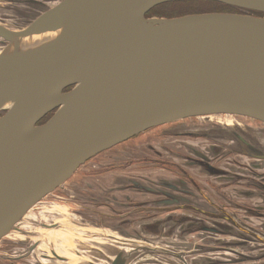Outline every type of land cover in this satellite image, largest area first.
Returning a JSON list of instances; mask_svg holds the SVG:
<instances>
[{"label":"water","instance_id":"obj_1","mask_svg":"<svg viewBox=\"0 0 264 264\" xmlns=\"http://www.w3.org/2000/svg\"><path fill=\"white\" fill-rule=\"evenodd\" d=\"M186 1L202 0H60L21 28L0 23V239L81 165L135 135L217 114L264 123V0H207L263 16L146 17ZM127 263L122 251L111 264Z\"/></svg>","mask_w":264,"mask_h":264},{"label":"rangeland","instance_id":"obj_2","mask_svg":"<svg viewBox=\"0 0 264 264\" xmlns=\"http://www.w3.org/2000/svg\"><path fill=\"white\" fill-rule=\"evenodd\" d=\"M59 1L0 0V21L13 29L21 28L33 20L42 10L55 6ZM182 6L178 5L176 9H180ZM212 11L227 12L228 10L216 9ZM242 13L250 12L242 11ZM239 136L248 143L258 146L261 150L263 149L264 152V123L239 115L217 114L189 117L141 133L117 147L115 157L112 158L114 153L111 157L115 162L111 166L112 168L108 167L105 170L99 168L94 162H88L87 165L76 170L68 181L58 187L56 191L54 190L55 192H51L35 204L24 215L23 219L16 224L15 231L9 232L0 239V264H111L115 256L122 251L128 255V263L130 262V264H175L174 259L179 260L180 258L182 263L191 264L190 256H193V254H186L184 251L180 253L177 249H175V252L171 251L168 248L169 244L161 243L162 240L168 243L185 237V233L181 229L176 231L179 236H173L174 230L171 235L158 236V233L149 232L146 228H142V225H154L155 223L146 224L144 221L134 222L136 231L139 233L144 232V237H140L136 233H130L125 226H123L122 231L116 229L113 224L118 223L117 220L119 219H116V221L115 218L113 219L115 212L113 207H122L121 203L125 202L124 199L127 200L129 194L132 198L137 199H142L144 196L132 189L131 191L114 192V188L131 182L130 177H136L140 181L146 180L140 176L146 175L143 173H146L148 168H153L151 171L156 172L158 176L160 166L149 163L152 162L151 157L155 158L157 156L158 151H163L164 157L179 164L182 162V156L172 152L190 154L188 150H184L182 144H209V141L216 142V140H219L229 148L230 163L247 169V172L238 170V173H246L247 176H250L249 171L256 172L257 179L251 176L244 178L247 180L243 185L244 188L238 189L241 191L248 188L259 189L262 186H259V182H264L263 178L258 181V174L264 177V160L253 157L251 150L247 148V144L237 138ZM170 150L173 151L170 152ZM166 151L169 152L166 153ZM96 160L98 163L102 161L97 158ZM103 162H105L104 159ZM225 165L226 163L222 166ZM184 166L189 168L190 172L199 173L202 170V167L198 164H185ZM82 171L86 175H82ZM103 171H105V176L100 175ZM99 175L103 177L100 178ZM203 176L206 178L205 180L209 181V187L211 185L209 189H212L215 195L220 197L219 202L226 198H229L230 202L228 206L217 207L218 209L226 208L230 211H224L225 214L230 216L231 224H227L229 231L224 230V227H218L221 228L219 230L224 231L218 233L210 230L209 232L212 233H206L203 232L204 230L199 229L203 232L200 235L213 237L212 239L208 237L207 241L214 242L218 246H229L227 250L218 249L212 252H231L230 249L232 248H240L237 247L239 245L232 246L234 241L222 243L227 240L226 238H236L226 237L231 234V231H236L232 234L235 236L240 233L244 240L241 245L251 244L250 241L256 242V233H261L263 229L259 224L242 218L245 213H240L238 210L242 207L233 203L241 200L244 204L246 200L254 202L255 200H252L254 195L250 197V194L244 199L245 196L241 197L237 194V191L234 190L238 185L237 181L235 184L230 183L229 196H227L226 192L222 190L225 186L221 187V185L215 183V180L218 181V179L215 178L216 175L209 172L208 168ZM234 176L241 178L239 175ZM211 178L214 181H211ZM249 180L258 184L254 186L248 182ZM239 185H242V183ZM68 204L78 207V211L71 209ZM249 211V209H245V215L258 217L253 214V211H251L252 213H249ZM232 217L236 220L231 219ZM244 221H248V223ZM221 224L224 225L222 222ZM217 225L220 224L212 226ZM208 226L211 225L208 224ZM200 235L199 241H196L198 242L196 245L198 250L206 242L204 239V243L201 241ZM158 247L161 248L160 251H158ZM197 249L194 254L199 256V261L201 260L198 264H213L206 260V257L212 256L208 249H200L199 251ZM238 250H242L241 252L246 254L231 252L234 255H223L225 258L232 259L231 262H215L214 264H264V260L260 261V259H264V255L255 252L256 248L247 249L246 251H243V249ZM45 256L49 257L44 258ZM60 257L65 259L61 260Z\"/></svg>","mask_w":264,"mask_h":264},{"label":"flooded vegetation","instance_id":"obj_3","mask_svg":"<svg viewBox=\"0 0 264 264\" xmlns=\"http://www.w3.org/2000/svg\"><path fill=\"white\" fill-rule=\"evenodd\" d=\"M249 14L256 15V16H263V15L253 14L252 12H250ZM0 23L7 28L13 29L1 21ZM3 44H4V41L0 38V47H2ZM140 134L135 135L134 137L97 154L95 157L88 160L86 163L81 165L79 168H81L84 165H87L88 162H94L96 165H98L99 168H104L106 170L108 167H111L113 164H115L112 158H114L117 153L116 152L117 147L121 146V144H124L132 140L133 138L139 136ZM208 135L210 136V134ZM208 143L209 144L201 143L197 145L182 144L181 146H183L184 150H188L190 154H186L184 152H177V151L172 152L173 150H170V152H172L173 154H178L182 156V162L179 164L177 162H174L168 159L167 157H164L163 151H158L157 156L155 158L151 157L150 160L152 162H149L152 165L158 164V166H160L159 168L160 172L158 176L156 172L151 171L153 170V168H148L146 173L145 172L143 173L146 175L140 176L142 178H145L146 180L140 181L136 177H130L129 179L131 180V182L126 183L124 186L115 187L114 192L131 191L132 189L135 192H140L141 194H143L144 198L142 199L132 198L129 194V196L127 195V200L124 199L125 202L121 203V206L124 208L113 207V210L115 211L113 219L115 218V221L116 219H119L117 220L118 223L115 222L113 226L119 231H122L123 226H125V228L129 230L130 233H136L140 237H144L145 235L142 232L139 233L138 231H136L137 229L135 228L136 226L134 222L144 221L146 224L155 223L154 225H142V228L144 229L146 228V230H149V232H156L158 233L157 234L158 236H165L168 234L171 235L172 231L174 230V227H176L178 223L192 222L191 220L186 219V218L190 216H195L197 217L196 222L199 223L198 226L200 227V229L204 230L205 232H208V233L224 232V231L219 230L221 228H218V227H224L223 228L224 230L229 231V229H227L228 228L227 224H231V222H230V216L228 214H225L224 212L226 208H222V209L217 208L219 206L222 207L223 205H225L227 201L223 200L222 202H219V200H221L220 197L218 195H215V192H213L212 189H209L211 188V185L209 187V181L208 180L200 181L196 176H194L190 172V170H188L186 166H184L185 164H188V165L198 164L202 167L203 171H206V169L208 168L210 173L216 174V173H219L220 169H222L221 167H224L222 166L224 163H226V165L230 164L229 148L224 142L216 140V142L209 141ZM167 152L169 151H166V153ZM113 153H114V156H113ZM96 158L102 161L104 159L105 162L102 163L101 161L100 163H98ZM231 164L234 165V163H231ZM118 167H122V166H118ZM113 168H117V167H113ZM90 170H92V168H90ZM81 174L86 175L84 174V171H82ZM100 175L105 176V171H103ZM103 176H100V178ZM223 178L227 179V177H223ZM245 181L247 180L239 179L238 183H244ZM249 183L253 185L258 184L257 182H254L252 180H250ZM95 184H97V182H95ZM222 185L225 186V187L221 186L223 187L222 190L224 191L228 183H224ZM261 185L262 187H264V182L263 184L261 183ZM167 186H170V187H167ZM182 189L186 190L187 193L189 194H184L183 192H181ZM56 190L57 188L55 189V191ZM177 190H180V191H177ZM258 191L260 194V190ZM263 192L264 191H261V194ZM171 193L177 196H173ZM197 198H201L204 203L210 206V209L201 210L200 208H198L196 204ZM181 201L183 202L185 201V203L180 204ZM68 206L71 207V209L73 208L74 210L78 211V207L76 206L73 207L71 204H68ZM240 207L242 208L238 209L239 212H243L246 214L244 207L242 205ZM249 210H250L249 213H252L251 211H253V214L258 216V218L259 216H264L263 212H256L255 210H253V208H250ZM245 214L243 217L246 219H250L254 217L253 215H245ZM231 219H235V218L232 217ZM170 221H173L174 223H172L167 228L162 225L163 223L168 225L169 224L168 222ZM221 222L224 223V225H222ZM208 224L211 226H208ZM214 224H220V225L212 226ZM149 227H152V228L148 229ZM197 229L198 228H196L195 226H191V227L186 228L184 231L186 234L187 233L191 234L192 232L196 233ZM262 229L263 231L261 233H256V236L264 245V226L262 227ZM209 230L212 232H209ZM216 248H219V246ZM222 249L227 250L228 247L227 246L222 247ZM227 262H230V260ZM177 264H181V263L177 262Z\"/></svg>","mask_w":264,"mask_h":264},{"label":"crops","instance_id":"obj_4","mask_svg":"<svg viewBox=\"0 0 264 264\" xmlns=\"http://www.w3.org/2000/svg\"><path fill=\"white\" fill-rule=\"evenodd\" d=\"M255 166L257 165V164H254ZM222 169H220L219 170V173H216V174H214V175H216L215 176V178H217L218 179V181L217 180H215V183H217L218 185H221V186H223L222 184H224V183H228V185H227V187L224 189V191L226 192V194H227V196H229V185H230V183H237V181H239V179H244V178H246L247 177V175H246V173H238L239 171L238 170H240V171H242V172H247V169L246 168H244V167H241V166H238V165H236V164H234V165H232L231 163L229 164V165H225L224 167H221ZM189 169V168H188ZM190 170V169H189ZM232 170H234L235 172H233ZM204 172L205 171H203V170H200L199 171V173H195L194 171H191V173L194 175V176H196L200 181H203V180H205L206 178L203 176L204 175ZM224 173V174H223ZM249 173H250V176L252 177V178H254V179H257L256 178V172L254 171H249ZM258 174V173H257ZM234 175H239V176H241V178H236ZM259 175V179H258V181L260 180V179H264V177H262V175L261 174H258ZM249 176V177H250ZM223 177H227V179H224ZM212 179V181H214L213 180V178H211ZM168 182H170V181H168ZM245 182H247V181H245ZM244 182V183H245ZM248 182H250V180L248 181ZM214 183V184H215ZM244 183H242V185H239V184H241V183H237L238 185H237V187L234 189V190H236L237 191V194H239L241 197L242 196H245V198L244 199H246L247 197H248V195H250V197L251 196H253L254 195V198L252 199V200H255L254 202H251V201H249V200H246V202H245V204L244 203H242V200L241 201H237V202H233L234 204H236V205H239V206H243L244 207V209H246V208H248V209H250V208H253V210H255L256 212H263V214H264V192L261 194V191L263 190V188H262V186L261 187H259V189L258 188H255V189H250V188H248V189H245V190H239L240 188H244ZM261 183L263 184V182H259V186L261 185ZM253 185V184H252ZM255 186V185H254ZM167 187H170V186H167ZM251 187V186H250ZM239 188V189H238ZM239 190V191H238ZM254 190H256V191H254ZM258 190H260V194H259V191ZM177 191H180V190H177ZM191 191V190H190ZM264 191V190H263ZM181 192H183L184 194H189V193H187V191L186 190H184V189H182L181 190ZM257 193V194H256ZM173 196H177V195H175V194H173V193H171ZM178 194V193H177ZM218 197V196H217ZM186 198V197H185ZM187 199V198H186ZM201 198H197L196 199V204H197V207L198 208H200L201 210H203V209H205V210H209L210 209V206L208 205V204H206V203H204L203 201H202V199L200 200ZM223 200H226L227 201V203L225 204V206H228V204L230 205V202H229V198H226V199H223ZM184 204L185 203V201L183 202V201H181V203L180 204ZM224 206V205H223ZM216 208V207H215ZM225 210H227V211H229L228 209H225ZM230 212V211H229ZM241 213V212H240ZM241 216V215H240ZM242 218H244V217H242ZM186 219H189V220H191L192 222H182V223H178L177 225H176V227H175V229H174V233H173V236H179V234H178V232H176V231H179L180 229L183 231V233H185V229L186 228H188V227H191V226H195L196 228H198V229H200V227L198 226V222H196L197 221V217H195V216H190V217H188V218H186ZM186 219H184V220H186ZM246 219V218H245ZM183 220V221H184ZM235 220H236V218H235ZM248 220H250V221H252V222H255V223H257V224H259V226H261V228L264 226V216H259V218L258 217H253V218H250V219H248ZM167 222V221H166ZM216 222V221H215ZM242 222V221H241ZM245 222H247L248 223V221H245ZM169 224L167 225L166 224V228L168 227V226H170L172 223H174L173 221H170V222H168ZM263 224V225H262ZM164 227H165V224L163 223L162 224ZM190 229V228H189ZM196 230V233H194V232H192L191 234L190 233H185V237H182L180 240H174V241H172V242H168V243H166L165 241H161V243L163 242V244H169V246H168V248H169V250H171V251H176L175 249H177L180 253L181 252H186V254H188V253H191V254H193V256L191 255L190 256V259H191V264H198V262H200L199 261V259H198V257L199 256H195L196 254H194V253H196V249L198 248L196 245L198 244V242H196L197 240L199 241V235L200 234H203V232H205V231H200V230ZM166 230H168V229H166ZM190 231V230H189ZM142 233H144V232H142ZM206 233H208V232H206ZM233 233H236V231H231V234L230 235H227L226 237H236V238H234V239H229V238H226L227 240H225L224 242H222V243H226V242H231V241H234L233 243H232V246H234V245H239V246H237V247H240V248H232V249H230L231 250V252H234L235 254H239L241 251L240 250H238V249H243V251H246L247 249H253V248H256V250H255V252H258L259 254H262V255H264V245L262 244V242L259 240V239H257V238H255V240H257L256 242H251L250 241V243L252 244H248V245H241V242L243 241V239H242V236L240 235V233H239V235H232ZM116 234V233H115ZM201 237L200 238H202L201 239V241L203 242V239L204 240H206V242L203 244V246H201L200 247V249L201 250H204V249H208L210 252L209 253H211V255L212 256H209V257H206V260H208L207 262H211V263H215V262H226V261H229L230 260V262L232 261V259H230V258H225V256H227V255H230V256H232V254L233 253H231V252H219V251H215V253L214 252H212L213 250H218V249H222V247H226V246H219V248H216V247H218V245H216V243H214V242H211V241H207L208 240V237L209 238H213L212 236H203V235H200ZM238 237V238H237ZM191 240H194V241H191ZM144 243H147V242H144ZM192 244H195V245H192ZM180 246V247H179ZM229 247V246H228ZM160 247H158V251H160ZM199 249V250H200ZM198 250V249H197ZM198 250V251H199ZM222 250H226V249H222ZM238 250V251H237ZM208 253V254H209ZM241 253H243V254H246V253H244V252H241ZM134 254H135V256H136V253L134 252ZM219 254H222L221 256H217V255H219ZM226 254V255H225ZM223 255H225V256H223ZM234 255V254H233ZM258 255V254H257ZM131 257L132 258H134L132 255H131ZM196 257V258H195ZM192 259H194V261H195V263H194V261H192ZM202 260H203V258H201ZM175 260V264L178 262V263H181V264H187L186 262H184V263H182L181 261H179V260H177V259H174ZM262 260H264V259H260V261H262ZM127 264H130V262L129 263H127Z\"/></svg>","mask_w":264,"mask_h":264},{"label":"trees","instance_id":"obj_5","mask_svg":"<svg viewBox=\"0 0 264 264\" xmlns=\"http://www.w3.org/2000/svg\"><path fill=\"white\" fill-rule=\"evenodd\" d=\"M183 5L180 9H176L177 6ZM228 10L227 12H232V13H242L240 9L230 7L227 5H224L219 2L215 1H207V0H202V1H186V2H169V3H164L160 4L153 9H151L147 14L146 17H177V16H182L186 14H191V13H205V12H213L212 10ZM257 15H262L260 13H254ZM49 114L47 118L50 116ZM47 118L43 119L39 123H43Z\"/></svg>","mask_w":264,"mask_h":264},{"label":"bare ground","instance_id":"obj_6","mask_svg":"<svg viewBox=\"0 0 264 264\" xmlns=\"http://www.w3.org/2000/svg\"><path fill=\"white\" fill-rule=\"evenodd\" d=\"M39 42H46V40L45 39H42V40H39ZM28 44H29V42H28ZM19 49H20V51L25 50L26 49V43L25 42L21 43Z\"/></svg>","mask_w":264,"mask_h":264}]
</instances>
